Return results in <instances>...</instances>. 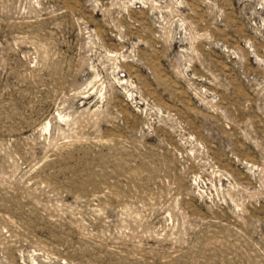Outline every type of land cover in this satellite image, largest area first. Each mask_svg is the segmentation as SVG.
Wrapping results in <instances>:
<instances>
[{
  "label": "rangeland",
  "instance_id": "rangeland-1",
  "mask_svg": "<svg viewBox=\"0 0 264 264\" xmlns=\"http://www.w3.org/2000/svg\"><path fill=\"white\" fill-rule=\"evenodd\" d=\"M0 264H264V0H0Z\"/></svg>",
  "mask_w": 264,
  "mask_h": 264
}]
</instances>
